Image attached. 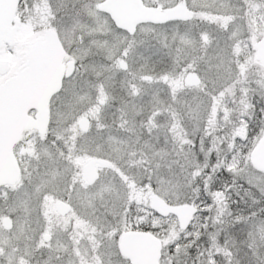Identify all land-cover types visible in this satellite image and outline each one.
<instances>
[{"label":"rangeland","instance_id":"1","mask_svg":"<svg viewBox=\"0 0 264 264\" xmlns=\"http://www.w3.org/2000/svg\"><path fill=\"white\" fill-rule=\"evenodd\" d=\"M215 1L210 17L214 19V14H219L218 17L225 19L224 6ZM189 6L192 9L191 3ZM203 10L196 12L200 15ZM182 24L174 22L157 29L141 27L140 31L150 32L155 40L149 43L135 41L129 44L132 45L129 49L127 41L121 38L114 44L110 41L104 43L103 47L114 48L115 54L104 57L110 67L104 63L96 73L95 69L87 70L89 77L85 81L78 76L67 80L66 83L71 85L75 82L87 83L86 88L78 86V89L70 91L66 102L51 107L50 134L53 130L64 133L79 129L77 122L83 116H88L90 121V132L86 135H92V131L96 130L102 134L100 141L94 144L96 150L93 145L89 147L88 142L72 141V152L70 149L66 152L70 169L80 167L93 154L110 161V167L103 169L98 179L102 185L98 205L94 207L95 202L92 201L86 206L92 213L87 212V220L101 232L98 241L103 239L99 250L94 248L91 257L97 255L102 264H126L118 256L117 241L110 239L125 224L132 222H125L127 212L137 216L133 221L136 224L147 216L153 226L163 223L150 209V195L157 194L174 203H185L196 202L198 195L208 194L215 204V221L227 224L230 219L229 204L232 202L228 200L229 194L244 185L242 188L249 187V192L253 190L256 197L250 200L253 206L245 207V215L241 219L244 227L242 262L264 264V212H261L264 202L259 204L260 198L264 200V175L249 163V150L264 126L263 112L261 120L257 121V135L250 136L242 120L228 137L227 146L223 148L220 143V147H216V142L229 134L226 116L230 112L223 95L224 85L230 79L239 77V69L251 60V55L242 64L229 67L227 49L232 46V40L226 29L218 27L221 22L213 25V29L209 27V35L198 37L191 33L194 20L185 22L180 31L178 26ZM246 43L248 46L252 44L251 36L247 37ZM11 50L16 51L17 46ZM146 50H151L150 55L154 56L151 62L144 59ZM6 53V49L0 47V57ZM16 55L11 56L12 59ZM122 58L126 61L125 70L118 65ZM189 70L200 77L199 85L184 84L183 78ZM95 80L98 86L94 85ZM242 81L244 83L239 92L243 94V116L252 118L254 107L250 103H255L253 94L263 90V105L264 83L261 85L246 74ZM118 86L121 89H117ZM76 133L80 132L77 130ZM82 137L92 139L85 135ZM32 138L37 137L33 132L26 131L23 144H30ZM42 145L46 148L45 144ZM55 159L46 164L49 183L56 182L59 176L60 162ZM130 183L133 185L130 186ZM26 191L30 204L32 189ZM243 191L246 193L245 189ZM23 194V211H31V205H26ZM88 200L91 201V198ZM95 213L100 214L99 218ZM23 216L21 220L19 218L20 223L12 238L16 236L18 239L22 234ZM59 242L64 243L61 239ZM52 247L61 253L65 250L64 245L57 247L56 241ZM74 251L71 249L70 254ZM66 262L70 264L68 260ZM38 264L44 262L39 261Z\"/></svg>","mask_w":264,"mask_h":264},{"label":"flooded vegetation","instance_id":"2","mask_svg":"<svg viewBox=\"0 0 264 264\" xmlns=\"http://www.w3.org/2000/svg\"><path fill=\"white\" fill-rule=\"evenodd\" d=\"M103 1L17 0L11 23L14 27L13 41L11 43L4 40L0 42V47L7 51L4 57H0V61L5 64L4 70H0V85L27 67L30 51L37 43L43 42L47 38L55 39L63 51V72L60 87L49 98L46 128L42 132L34 127L23 128L10 146L17 176L12 182L0 184V264H38L39 261L44 262V264H66V260L70 264H102L97 255L91 257L94 248L97 247L99 250L103 239L99 240L101 242L98 241L97 237L101 232L91 226V222L87 220V212L91 213V211L86 206L89 205H87V202L92 201L95 202L94 207L98 205L97 201L102 196V185L101 182H98V179H100L102 170L110 167V161L104 156L93 154L80 167L70 169L66 162V152L70 149L73 140L82 143L88 142L89 147L93 145L92 148H94L96 143L100 141L102 134L96 130V132L92 131L94 134L86 135L87 132H90L88 127L84 130L77 129L80 133H76L77 130H67L64 133L53 130L50 134L48 127L51 125L50 114L53 104L56 106L59 103L66 102L70 91L78 89V86L86 88L87 83L75 82L71 85V83H66L67 80L78 76V78L85 81L89 77V70L95 69L96 73L100 71L104 63L110 67L109 62H106L104 57L115 54L114 48L113 46L103 47L104 43L110 41L114 44L118 42L119 38L122 41H127V48L132 46L129 44H133L135 41L149 43L155 38H152L150 32L140 31L141 27L146 26L145 28L154 27L157 29L159 26L178 22L183 23L178 26L181 31V28L185 25L184 23L192 20H194V25L191 26L193 36L198 37L201 34L207 36L211 32L212 26L221 22L218 27L222 26L226 29L232 40V46L227 49L228 66L242 64L250 55L251 60L241 66L238 78L230 79L224 85L223 95L230 112L226 116L228 120V126L226 125V127H228L227 133L229 134L225 138L222 137L220 142H216V147L219 148L220 143L222 146L224 145L223 148L227 146L225 143L228 137L236 126L240 125L242 120L250 136L254 137L259 132L257 121L261 120V113L264 114V104L261 103L263 90H258L253 94L255 103H250L251 107H254L251 112L252 118H248V115L243 116L244 100L242 98L243 94L240 95L239 88L246 82L245 80L242 81L244 74L246 76L250 75L261 85L264 83V64L258 58L259 46H264V0H218L217 3L221 2L220 4L224 6L225 19L218 17L219 14H214V19L210 17L209 13L214 11L215 0H140L143 6L160 11L182 4L190 10L191 16L188 19H174L163 23L140 21L134 23L130 30L119 27L110 13L101 8ZM189 3L193 5L191 7L193 10L190 9ZM202 9L206 11L203 10L202 14L199 15V12L196 11ZM249 36L252 37L250 46L246 43ZM15 46H17V50L12 51V47ZM207 47L209 48V46ZM16 53L15 59H12L11 56ZM150 53L151 50H146L143 56H145L144 59H149L151 62V57L154 56H151ZM160 55L163 56V54ZM68 61L73 62L72 67L66 65ZM120 61L124 62V67L120 66ZM118 65L120 69H126V61L123 58L119 60ZM68 68H71L72 71L69 75H66ZM193 72L196 74L195 71ZM198 78L200 79L199 76ZM96 81H94V85L98 86ZM184 84L187 86L199 85H189L185 82ZM117 89L121 88L118 86ZM35 112V109H30L27 114L34 116ZM84 117L88 119L89 126L88 116L81 117L79 121ZM263 129L264 126L261 127L256 141L249 150V154L260 139ZM26 131L33 132L37 137L32 138L31 145L23 144ZM82 134L92 139H86L82 137ZM43 136H45L43 139H39ZM9 144L10 142L7 140L3 141L2 149L6 151ZM42 144H45L47 149ZM55 157L57 158L55 160L60 162L59 176L56 182L49 183L47 177L49 169H47L46 164ZM90 158H103L108 160L109 163L107 166L95 163L96 176L92 182H86L82 178V166ZM249 163L254 168L250 158ZM130 184L133 185V183ZM29 188L32 189L30 204L27 202L28 193L26 191ZM23 193L26 196V205H31V211L30 209L23 211ZM254 194L248 195V199L245 193L238 195L230 192L228 200L232 202L229 204L230 219L227 224H220L215 221V204L208 194L198 195L196 202H185L196 208L185 227H181L176 216L172 213L162 216L152 211L163 222L153 226L148 216L144 221L136 224L133 222L135 214L127 212L125 222H132L125 224L128 226L125 227L124 225L122 230L114 233L110 240L117 241L118 256L126 264L131 263L118 251L120 234L126 230L146 231L159 240L158 264H244L242 262L244 260V250L241 242L244 239V227L241 225V219L245 215V207L254 205L250 202L256 197ZM90 198L91 201L88 200ZM163 199L168 204H181V202L174 203L167 198ZM260 199L259 204L261 205L264 200L263 198ZM61 202L68 207L65 212L58 209V204ZM204 205H207L208 208H202ZM261 212L263 214L264 207ZM22 214L25 215L23 216L24 230L18 239H16V236L12 238V233L18 227L19 218L21 220ZM149 214L151 213L149 212ZM95 215L100 216L97 213ZM7 221L9 227L6 226ZM167 221L171 223L168 224ZM7 237H9V240H7ZM59 239L64 243H60ZM55 241L57 247H63L64 245L65 250L63 253L52 247ZM71 249L75 250L72 255L70 254ZM236 259H239V261L235 262Z\"/></svg>","mask_w":264,"mask_h":264},{"label":"water","instance_id":"3","mask_svg":"<svg viewBox=\"0 0 264 264\" xmlns=\"http://www.w3.org/2000/svg\"><path fill=\"white\" fill-rule=\"evenodd\" d=\"M16 3L17 0H0V42L13 41L14 27L11 23ZM101 8L110 13L119 27L128 30L140 21L163 23L174 19H188L191 16L190 10L182 4L160 11L143 6L140 0H104ZM62 54L63 51L55 39L47 38L37 43L30 51L27 67L0 85V184L12 182L17 176L10 150L12 141L19 136L23 128L34 127L42 132L47 126L49 98L60 87L63 72ZM258 58L264 64V46H259ZM4 65L3 61H0V70H4ZM66 65L72 67L73 62L68 61ZM120 66L124 67L123 61H120ZM71 71V68H68L66 75ZM184 82L196 85L200 79L193 71H188ZM30 109L36 110L34 116L27 114ZM78 127L81 130L86 129L88 119L82 118ZM5 140L10 142L6 151L2 149ZM249 158L254 168L264 174V129L260 139L251 149ZM95 163L107 166L109 162L103 158L88 159L82 166V178L86 182H92L96 176ZM150 207L153 212L162 216L174 214L181 227L188 224L196 209L186 203L168 204L157 194L150 196ZM67 208L65 203L58 204L61 212H65ZM6 226L9 227L8 221ZM118 251L131 264H158L160 242L149 232L126 230L120 234Z\"/></svg>","mask_w":264,"mask_h":264},{"label":"trees","instance_id":"4","mask_svg":"<svg viewBox=\"0 0 264 264\" xmlns=\"http://www.w3.org/2000/svg\"><path fill=\"white\" fill-rule=\"evenodd\" d=\"M233 97H234V95H233ZM223 131V130H222ZM235 182V181H234ZM238 183V182H237ZM242 187H244V185H240V187H239V190L237 191V192H235L234 190L232 191L233 193H236V194H238V195H240L241 193H245L244 191H243V189H245L246 190V193H245V195H253L255 192L252 190L251 192H249V187H247V188H242ZM249 196L247 197L248 199H249ZM141 228L143 227L142 225L140 226Z\"/></svg>","mask_w":264,"mask_h":264}]
</instances>
